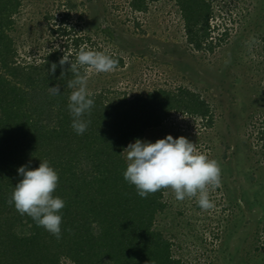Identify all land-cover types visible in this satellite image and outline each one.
Wrapping results in <instances>:
<instances>
[{"label":"rangeland","instance_id":"374dc122","mask_svg":"<svg viewBox=\"0 0 264 264\" xmlns=\"http://www.w3.org/2000/svg\"><path fill=\"white\" fill-rule=\"evenodd\" d=\"M131 1L23 0L11 32L19 59L40 61L52 44L64 40L52 27L70 9L74 34L95 42H87L89 50L111 51L125 61L109 73L89 70V92L105 89L110 100L159 87L182 86L200 93L213 111L212 124L174 111L141 140L184 136L198 152L215 159L221 183L209 190L214 207L203 210L189 198L177 201L165 189L168 206L156 225L187 264H264L259 139L264 120V0H206L212 8L211 28H218L211 33L212 50L189 44L176 0H146L144 9L134 8Z\"/></svg>","mask_w":264,"mask_h":264},{"label":"trees","instance_id":"16d2710c","mask_svg":"<svg viewBox=\"0 0 264 264\" xmlns=\"http://www.w3.org/2000/svg\"><path fill=\"white\" fill-rule=\"evenodd\" d=\"M176 2L189 44L197 50H212L211 33L218 28H211L210 2ZM22 3L0 0V264H62L63 260L73 264H187L156 225L168 206L165 189L141 198L123 177V151L174 111L212 124L209 103L182 86L159 87L132 97L124 93L114 100L101 89L91 92L94 106L83 117L91 123L78 135L68 110L73 89L67 84L74 77L68 70L70 64L61 68L59 61L66 55L75 63L81 44L86 49L87 42H95L88 35L74 34L67 9L55 20L56 29L52 27L54 34L65 39L52 44L40 61L19 59L11 32ZM145 3L131 1L136 9L146 8ZM261 40L264 52V34ZM103 52L118 59L117 67L125 64L121 55ZM53 63L57 68L50 74ZM80 71L84 74L83 68ZM54 86L60 88L59 95L50 93L49 87ZM259 139L264 161V120ZM45 159L59 176L54 195L65 201L59 240L7 204L20 179L18 168H37Z\"/></svg>","mask_w":264,"mask_h":264},{"label":"clouds","instance_id":"9594fccd","mask_svg":"<svg viewBox=\"0 0 264 264\" xmlns=\"http://www.w3.org/2000/svg\"><path fill=\"white\" fill-rule=\"evenodd\" d=\"M251 42L256 43L254 37ZM65 64H70L68 70L74 77L67 84L68 88L73 89L68 98L71 127L78 135H82L91 123L83 117L85 114L90 115L94 106L92 93L87 88V73L89 70L97 74L112 72L119 61L106 52L81 47L75 55V63L66 55L60 59V67L63 68ZM56 68L57 64L53 63L49 73L54 74ZM81 68L84 69V74L81 73ZM49 91L53 95L60 94L58 86L49 87ZM123 152H126L123 177L135 187L141 198H147L149 194L162 189H170L177 201L189 198L195 199L203 210L214 207L209 190L219 187L221 183L220 165L215 159L198 152L195 144L186 137L173 138L168 135L154 143L137 139L134 143H129ZM17 171L20 179L7 204L14 205L20 215L31 217L37 226L59 240L62 223L60 212L65 207V201L54 195L59 182L57 171L46 159L37 168L24 165ZM68 231L71 232L72 229L69 228Z\"/></svg>","mask_w":264,"mask_h":264}]
</instances>
